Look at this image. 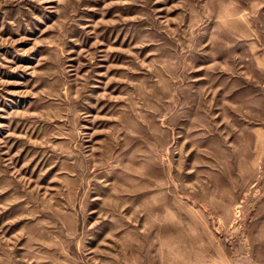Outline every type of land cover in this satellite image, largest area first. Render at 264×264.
Instances as JSON below:
<instances>
[{"label":"rangeland","instance_id":"obj_1","mask_svg":"<svg viewBox=\"0 0 264 264\" xmlns=\"http://www.w3.org/2000/svg\"><path fill=\"white\" fill-rule=\"evenodd\" d=\"M0 264H264V0H0Z\"/></svg>","mask_w":264,"mask_h":264}]
</instances>
